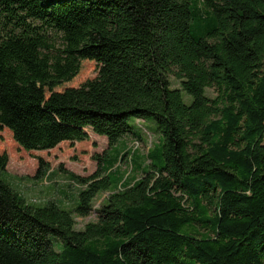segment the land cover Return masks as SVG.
<instances>
[{
	"label": "trees",
	"instance_id": "1",
	"mask_svg": "<svg viewBox=\"0 0 264 264\" xmlns=\"http://www.w3.org/2000/svg\"><path fill=\"white\" fill-rule=\"evenodd\" d=\"M131 117L159 144L70 172L71 208L26 199L0 154V264H264V0H0V131L26 150L89 129L112 146L141 136Z\"/></svg>",
	"mask_w": 264,
	"mask_h": 264
},
{
	"label": "rangeland",
	"instance_id": "2",
	"mask_svg": "<svg viewBox=\"0 0 264 264\" xmlns=\"http://www.w3.org/2000/svg\"><path fill=\"white\" fill-rule=\"evenodd\" d=\"M98 73L99 65L96 61L85 62L71 86H79L88 79L95 78ZM170 80L173 87H180V82L174 74H170ZM208 94L213 95V89H209ZM183 95L186 103L192 101V96L185 91ZM129 123L134 133H141L140 137L127 133L116 144L110 146L106 136L89 129L90 136L86 140L63 141L56 147L45 150H26L15 141L9 129L3 128L0 131V154L6 152L9 155L3 177L31 202L53 199L71 208L77 200L79 186L70 179V172L88 177L100 171L109 153L115 155L131 148L132 151L136 150L139 155L144 156L150 147L159 144L161 138L154 120L131 117ZM42 162L45 166L49 165L51 174L48 177H43L39 172ZM118 165L120 170L126 173L124 179L129 173L130 176L134 175L129 161L121 160ZM109 194L110 191H103L97 195L94 200L95 209L99 208ZM96 219V211L93 210L88 216H78L76 227L82 229L87 222Z\"/></svg>",
	"mask_w": 264,
	"mask_h": 264
}]
</instances>
